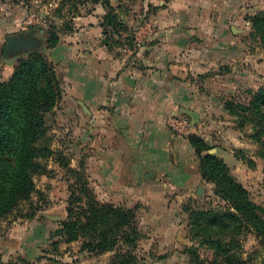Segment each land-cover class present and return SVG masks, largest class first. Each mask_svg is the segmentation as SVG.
I'll use <instances>...</instances> for the list:
<instances>
[{
  "label": "rangeland",
  "instance_id": "obj_1",
  "mask_svg": "<svg viewBox=\"0 0 264 264\" xmlns=\"http://www.w3.org/2000/svg\"><path fill=\"white\" fill-rule=\"evenodd\" d=\"M107 1L128 30L114 32L112 26L104 29L110 8L103 1L0 0V83L13 75L19 59L31 54L6 56L10 37L31 34L42 43L37 52L48 53L45 52L50 50L48 40L53 35L59 38L58 47L62 38L75 31L77 24L97 17L103 28L102 44L110 52L134 57L142 48V27L157 22L159 9H175L182 0ZM186 1L189 22L198 27L195 34L204 33L200 38H210L215 45L222 41V33H228L231 43L225 63L215 67L212 73L215 78L212 107L200 104L196 109L176 111L168 116L170 129L189 143L190 137H201L209 147L203 155L222 160L237 183L248 190L251 201L264 209L263 147L257 138L259 126L255 112L246 109L254 107L256 97L264 92V38L253 21L264 13V0ZM213 24H216L214 29H207ZM51 64L63 94L46 114V126L38 141L39 145L49 147L50 152L37 160L40 170L32 174L35 189L31 196L20 200L0 218V264H112L116 251L90 252L84 247L86 239L69 242L65 237L62 223L68 221L70 206L81 196L76 191L81 186L76 171L101 203L136 210L141 237L131 252L139 264H194L196 255L207 264H228V256L235 257L240 264H263L264 237L254 227L215 233L194 223V213L199 211H237L218 191L217 184L204 178L201 159L191 143L195 154H189L182 162L187 161L188 168L184 166L176 182L172 175L170 180L163 178L160 184H177L159 191L167 196L168 204L159 203L158 207L160 213L167 212L166 223L157 225L149 221L157 206L138 199L147 191L135 188L122 193L93 186L92 177L78 170L82 152L77 145L83 126L64 100L65 66ZM230 104L236 108L235 112L228 108Z\"/></svg>",
  "mask_w": 264,
  "mask_h": 264
},
{
  "label": "crops",
  "instance_id": "obj_2",
  "mask_svg": "<svg viewBox=\"0 0 264 264\" xmlns=\"http://www.w3.org/2000/svg\"><path fill=\"white\" fill-rule=\"evenodd\" d=\"M186 2L157 11V22L142 27V48L134 57L102 44L97 17L77 24L58 47L45 51L54 65L65 66L64 100L82 122L78 170L99 189L147 191L138 199L157 206V214L149 215L157 225L169 220L158 210L167 203L159 191L177 185H160L162 179L174 175L176 182L189 166L183 158L195 154L188 140L170 129L168 116L200 104L212 107V73L225 63L231 43L223 31L216 46L200 38L204 33L195 34Z\"/></svg>",
  "mask_w": 264,
  "mask_h": 264
},
{
  "label": "trees",
  "instance_id": "obj_3",
  "mask_svg": "<svg viewBox=\"0 0 264 264\" xmlns=\"http://www.w3.org/2000/svg\"><path fill=\"white\" fill-rule=\"evenodd\" d=\"M102 1L110 8L105 16L104 29L112 26L114 32L128 30L127 25L119 21L109 1L96 0ZM253 21L257 32L264 38V13ZM58 41V36L53 35L48 40V49L56 48ZM62 94L55 69L44 52H34L19 59L13 75L0 83V218L20 200L29 198L35 189L32 174L40 170L37 160L47 157L50 152L49 147L38 144L39 137L46 126V114L62 99ZM253 105L246 109L255 112V122L259 126L257 138L264 155V92L256 97ZM228 108L236 111L231 104ZM189 141L201 159L204 178L215 182L218 191L237 211H199L194 213V223L215 233L240 232L244 227L252 226L264 237V209L251 201L248 190L237 183L222 160L203 155L209 147L201 137L192 136ZM76 173L81 184L76 191L81 196L76 197L78 205L70 206L68 221L62 223L67 241L84 238V247L98 254L116 251L112 264H139L131 252L141 237L136 210L101 203L78 171ZM227 258L228 264H240L235 257ZM195 261L194 264H207L198 255Z\"/></svg>",
  "mask_w": 264,
  "mask_h": 264
},
{
  "label": "water",
  "instance_id": "obj_4",
  "mask_svg": "<svg viewBox=\"0 0 264 264\" xmlns=\"http://www.w3.org/2000/svg\"><path fill=\"white\" fill-rule=\"evenodd\" d=\"M41 41L33 37L31 34L25 36L21 34L16 37H10L5 47V55H21L34 53L40 49ZM54 219L52 216H48Z\"/></svg>",
  "mask_w": 264,
  "mask_h": 264
}]
</instances>
